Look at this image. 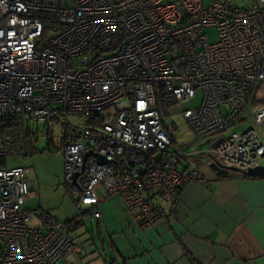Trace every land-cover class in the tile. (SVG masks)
<instances>
[{"label": "built area", "instance_id": "2783aa9c", "mask_svg": "<svg viewBox=\"0 0 264 264\" xmlns=\"http://www.w3.org/2000/svg\"><path fill=\"white\" fill-rule=\"evenodd\" d=\"M263 85L264 0H0V264L84 256L69 225L23 210L28 170L3 167L27 153L31 128L61 124L79 210L98 219L99 190L139 229L168 226L181 192L203 182L199 170L179 169L191 145L206 141L211 165L237 175L264 164ZM198 92V106L179 109ZM174 109L188 146L170 133Z\"/></svg>", "mask_w": 264, "mask_h": 264}, {"label": "crops", "instance_id": "0c3cea01", "mask_svg": "<svg viewBox=\"0 0 264 264\" xmlns=\"http://www.w3.org/2000/svg\"><path fill=\"white\" fill-rule=\"evenodd\" d=\"M186 153V166L179 169L199 170L203 182L181 192L168 226L157 223L141 230L122 209L109 263L93 255L83 261V250L82 258L60 264H190L189 257L198 264H264V178L219 176L200 151ZM98 198L100 204L108 201L100 191Z\"/></svg>", "mask_w": 264, "mask_h": 264}, {"label": "rangeland", "instance_id": "374dc122", "mask_svg": "<svg viewBox=\"0 0 264 264\" xmlns=\"http://www.w3.org/2000/svg\"><path fill=\"white\" fill-rule=\"evenodd\" d=\"M227 1L238 8H249L252 6V4L247 3V0ZM207 34L211 41H215L216 35L214 32H208ZM258 98L261 99V101L259 100L260 105L264 106L263 86L258 91ZM200 99L201 94L198 92L192 103L179 109L196 107L199 105ZM169 121L171 122L169 126L170 133L179 145L183 146L192 143V135L183 122L181 115L177 114V109L171 110ZM69 122L73 125L83 123L82 120L74 117H70ZM248 127L249 124L235 126L227 131L225 135L242 132ZM44 130L45 126L43 125L31 128L35 136L31 142L32 144L28 146L27 153L25 155L8 156L4 159L3 167L5 169L25 168L28 170L27 179L32 184L33 189L23 206V210L33 211L41 209L56 220L68 224L71 239L86 252L83 261L88 256L93 255L98 261L109 263L113 257L110 245L114 243L115 221L116 218L123 214L122 204L117 199H109L107 202L100 204L98 206L100 215L98 219L79 210L74 202L77 191L67 185L64 179L62 126L60 123L53 124L49 134H46ZM209 147L210 144L203 141L199 144L191 145L186 151L188 153L200 151L203 157L207 158L205 151ZM188 162L190 163L191 161L189 160ZM185 163L181 159L179 168L183 169L186 166ZM97 194L99 196V191H97ZM115 239H118V237Z\"/></svg>", "mask_w": 264, "mask_h": 264}, {"label": "water", "instance_id": "95a60500", "mask_svg": "<svg viewBox=\"0 0 264 264\" xmlns=\"http://www.w3.org/2000/svg\"><path fill=\"white\" fill-rule=\"evenodd\" d=\"M91 153H89L87 156H89ZM98 160V163L100 165L105 164L106 160L102 157L95 156ZM211 168L217 171L219 176H228V175H237L240 172L236 169H229V170H224V169H219L215 165H211ZM231 172V173H230ZM242 176L248 177V178H262L264 177V164L260 167H256L253 169H249L246 172L241 173ZM74 186H76V183H73Z\"/></svg>", "mask_w": 264, "mask_h": 264}, {"label": "trees", "instance_id": "16d2710c", "mask_svg": "<svg viewBox=\"0 0 264 264\" xmlns=\"http://www.w3.org/2000/svg\"><path fill=\"white\" fill-rule=\"evenodd\" d=\"M41 18V20H42V22L44 23V24H49L50 23V21H49V17H47V16H41L40 17ZM46 28V27H45ZM0 126L2 127V128H7L8 127V124L7 125H3V124H0ZM2 133H3V131H0V138H1V135H2ZM237 176H241L242 178H248V177H245V176H242V175H237ZM262 178H264V177H262ZM248 179H260V178H248ZM68 225V224H67ZM189 262H190V264H198L197 262H195L191 257H189Z\"/></svg>", "mask_w": 264, "mask_h": 264}]
</instances>
